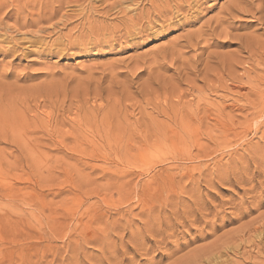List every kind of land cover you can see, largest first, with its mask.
Segmentation results:
<instances>
[{
    "label": "rangeland",
    "instance_id": "1",
    "mask_svg": "<svg viewBox=\"0 0 264 264\" xmlns=\"http://www.w3.org/2000/svg\"><path fill=\"white\" fill-rule=\"evenodd\" d=\"M77 1L78 2L74 4L62 5L60 8H58L56 4L58 8L56 9V16L52 18V20H49L54 26L52 25V28H50L51 26H48L51 25L49 21H46L47 23L44 21L42 22L43 24L40 23L42 24L41 27L43 30L46 27L44 31H48V34L44 32L40 33L42 30L39 32L35 31L37 30L36 26H28L23 30L22 28L18 29V25L16 26L14 21L20 23L21 19L19 17L27 19L28 16L24 15L23 18L22 14L19 15L14 11L15 7L13 5L9 4L10 7H8V5L4 7L2 11L0 10V127H4L5 124H10L11 121L13 123L15 121L14 124H16L17 121L18 123L23 122V124H26V122H33L34 120V125L30 123L26 125L27 127L29 126L28 129L25 128L24 125L22 126L23 128H21V125L19 126L18 124L19 128L16 127L15 129L17 132L15 133L14 131L16 135L23 133V137H25L22 140L26 141L25 144L24 142L21 144L22 140L21 142L20 140L14 141L11 138L12 136L9 135L10 133L3 134V132H0V264H30V262L32 264H87V262L89 264H96L97 262V264H105L107 262L106 259L111 256L112 259H108V262L110 261L109 264H154V262L155 264H178L179 261L181 262L183 255L185 256V258H183L185 261L182 260L184 263L179 264H192V261L193 264H199L197 263L199 259L202 263L205 262L210 264V261L218 262L216 258H219V261L222 263L264 264L262 262L264 260V174H262L264 171V110L259 111V107H257V100H260L259 96L264 98V80L257 81L260 77L264 78V56H259L260 60L263 57V60L258 62L259 64H255V60L251 58V62H254L248 67L244 65V68L248 69L246 70L248 72L247 75L251 76L249 79L251 78L250 83L252 85L245 82V76L242 77V81L240 80L242 84H240L241 82H236V84L240 85H237L239 89L238 87H233V84H227L228 87L224 86V84L228 83L225 82L226 76L224 77V84L222 82L218 83L217 89L209 88V85H212L213 81H208V74L221 73L223 76L229 74L227 69L228 66L226 64L222 65L223 63L220 62L222 59L220 55L228 56V52L231 51L235 52L233 53L234 55H238L242 52L243 49L239 53L240 48L238 47V40L234 38L236 41H232V33L237 34L236 32H238L243 34L246 30L244 26L251 25L252 28L253 26L258 28L256 30L250 27L253 31L251 34L255 35V32H257L256 39H260L261 37L264 38V24L261 23L263 21V12L260 13L256 11L258 10L256 3L261 2V0H257V2L256 0H252L248 5H240L241 7H247L253 12V17L250 15H248V17L247 15L243 16L237 14L235 15L236 17L234 16L235 18H227V20L230 21H228V23H234V26L238 28L232 30V36L226 37L222 34L220 36L217 35L218 33H222L218 32L221 26H218L217 22L221 15L219 13L221 6H224L228 0L198 1V3L187 12L185 18L179 15L172 19L171 22H166V26L162 27L156 22L153 24L151 23L149 24L150 29H146L144 32L140 33H136V31L128 32L129 30L126 28L128 21L125 22L126 17L124 19L123 14L118 13L117 8L119 6L113 7L114 5H112L118 0ZM262 2V4L259 3L258 5H263L264 0ZM90 3L92 4L90 5ZM85 4H88V6H85ZM122 4L125 5V3ZM143 4L144 2H142L141 5L140 2H138L136 5L131 6L135 8L137 6L141 7ZM251 4H253L252 6L254 7H252ZM124 5H122V7H125ZM89 6L91 7L89 8ZM129 8L132 9L131 7ZM8 11H10V13L5 18V13ZM15 13L19 16L15 15ZM128 13H130V11ZM188 14L193 16L191 17ZM16 16L18 18H16ZM257 16L260 17L259 21L257 20V18H259ZM79 18L81 20H79ZM90 19L92 20L91 22ZM228 23L224 22L223 25H228ZM82 24H84V26H82ZM3 25L4 27H2ZM72 25L74 28H72ZM76 25L78 28L75 27ZM115 27L117 31L119 30L118 33L114 30ZM100 28L105 30V33H101L102 36L99 32L103 30ZM50 29H54V31ZM96 29L102 31H94ZM63 32L65 35L67 34L68 37L67 35L65 36ZM109 32L115 35H110V38ZM31 33L33 37L30 36ZM78 34L79 36L81 35L80 38ZM97 34H99L98 37L96 36ZM20 39L22 41H20ZM37 39L40 40L37 42ZM104 39L107 41H102ZM50 41L53 46L50 44ZM188 41L195 45L187 46ZM196 42L198 43L196 44ZM94 43L95 45H93ZM49 44L50 46H48ZM237 49L238 51L236 52ZM54 50H57L56 52L59 54ZM253 51H255L254 53L257 55L256 49ZM216 53L217 55H215ZM230 54L233 55L232 53H229V55ZM210 55L214 59L211 58L206 61V56L208 57ZM242 55H245V53L242 52ZM169 59L171 63H169ZM217 59L219 60L218 62ZM189 63L192 64L190 65ZM180 64H185V66H181ZM207 64L209 66H207ZM218 65H221L219 69ZM191 67H193V70ZM152 70L155 72L153 73ZM236 70V74L241 76L243 69L238 67ZM198 71H200V73ZM203 72H206L205 74L207 75ZM178 73L179 75L177 76ZM109 78L112 80L108 81ZM113 83L115 84L113 85ZM213 85L215 86V83ZM225 87H227V89H224ZM121 88H123V90ZM241 92L243 94H241ZM255 93L258 95H255ZM180 94L181 97L178 98ZM48 101H50L51 104ZM176 101L180 102L176 103ZM187 101H191V104H188ZM243 101L247 104L245 105ZM171 102L173 103L170 104ZM181 102L188 104V106L185 104L187 106H185L186 110H184L185 107H183L184 105ZM166 104L168 106H166ZM171 105H175L176 108ZM243 106L246 107L244 108ZM161 107H164L165 111L162 110ZM191 107L195 109H191ZM177 111L179 114H177ZM202 111L206 112L202 113ZM181 112L188 113L183 114ZM191 113H193L192 116ZM196 115L198 117H196ZM179 118H182L184 122L190 124L193 130H197L195 131L197 134L193 131L194 136L197 138L196 140L198 143H201L203 147L206 146V151H209V155L206 156V159L205 157H200L196 160H190L187 155H185L184 146L190 147L192 145L190 142H192L193 138H189L188 133L181 130ZM107 120H109V122ZM86 121L89 123L87 124ZM3 122L7 123L4 124ZM53 122H55V125ZM96 124H99V127H96ZM100 124H102L101 127ZM213 124L218 125L214 127ZM242 127H244V129H242ZM253 127H255V129ZM168 130L171 131L169 132ZM35 131L38 132L36 133ZM117 131L118 133H116ZM233 131L237 133H233ZM194 136L192 135V137ZM74 138L76 141H73ZM177 139L180 142H177ZM28 140L30 142H28ZM126 142H128L129 145H127L128 143ZM171 142H176V144L172 146L167 145L171 144ZM194 151L193 153L196 152ZM262 159L263 161H260ZM212 162H215V165ZM244 163L246 165H244ZM230 165L233 168H231ZM194 166L199 167L200 171L204 169L205 174L209 171L215 173L197 177L199 174L198 168ZM243 168H245V173L242 170ZM260 168H262L263 171L260 170ZM79 169L83 174H77L80 172ZM188 170L190 171L188 172ZM233 170L235 172H233ZM257 171L258 174L256 173ZM260 171L262 172L260 173ZM184 172L185 174L193 172V176H184L182 175ZM218 173L220 175L217 176L216 174ZM224 173L227 175V178L229 175L230 179H226V177L222 175ZM243 176H247V178ZM210 178H212V180ZM219 180H226L227 182L223 183ZM192 181H195L193 182L194 184ZM245 181L246 183H243ZM247 182L250 183V185H248ZM228 185L230 187H228ZM194 186L198 187L195 189ZM246 187L248 190L245 189ZM251 187L253 192L250 189ZM260 188L263 190H260ZM125 190L127 194L129 193L128 197L131 196L126 203L122 201V196L127 195ZM136 192L137 195L135 194ZM260 192H262L263 195H261ZM257 193V198H255V194ZM251 198L255 200H251ZM166 200L170 201L167 202ZM193 200L197 201V205H195L196 203ZM256 200H260L261 203L259 201L256 202ZM240 201H242L243 204L242 202L240 203ZM250 201H254L256 205L254 202L251 204ZM165 202L167 205L170 204L167 206L169 210L167 207H162ZM237 202L240 203L241 207ZM258 204L259 207L257 206ZM232 205L233 207L239 206L237 208L238 210L232 208ZM245 205L247 206L245 207ZM148 206H152L153 209L151 212H148ZM161 208L163 210H160ZM188 209L190 210L189 215H193V213L196 212V221L193 222L191 220L192 218L186 214V211H189ZM172 210L174 212L178 211L180 216H184L185 220L188 221L185 222L183 227L179 223L180 221H184V219L182 217L175 219V213L172 212ZM239 211L241 212V214H239L240 217L238 215ZM127 213L131 214L128 215ZM155 214H157V217ZM236 214L237 216H234ZM152 215L156 217L157 222H161L159 226L157 224L154 226V224L151 223L152 227L160 229L163 226V228L160 229L161 231L154 235H151L149 231L147 233V229L142 230L145 227L142 226L144 225L143 223H145V219L149 216L153 217ZM185 215L188 216L187 219ZM200 215L202 217H200ZM254 215L256 217H254ZM257 216L262 217L258 218ZM162 217H165L167 220L169 218L168 222L166 223L167 220L164 219L166 220L164 221ZM139 219L140 221H138ZM171 221L179 225H174ZM169 222L171 225H168ZM242 226L245 229L247 228V233ZM239 227H242L241 229L245 231H242ZM104 228L106 231H104ZM113 228H116V230ZM249 229L251 232H254L251 233ZM240 230L242 232H240ZM83 231L86 233L85 235H89L95 239L90 240L88 244L83 238L84 235L82 236V234H84ZM104 232L106 235L103 234ZM94 233H96V237H93ZM165 233L168 237H166L167 239L162 237ZM236 233H238L237 240L235 237L237 236ZM248 234L250 236H248ZM258 235L260 237L259 239ZM160 237H162L163 240H160ZM242 237H244V240H242ZM249 237L252 239L250 238L249 240ZM222 238L224 239L220 240ZM245 238L247 239L246 241H250V243H245ZM96 239L98 243L95 242ZM212 239L214 241L211 242ZM218 239L220 242L216 241ZM100 240L101 242H99ZM163 241L164 243H162ZM109 242L112 243L110 244ZM235 242L237 243L236 246H234ZM251 242L255 243L254 247ZM71 243L74 244V246ZM230 243H232L233 246H229ZM107 245L110 250L107 248ZM256 245H258V247ZM98 246L100 247L98 248ZM142 246L144 249H142ZM196 246L200 247L196 248ZM204 246L208 249L206 247L204 249ZM239 246L241 248H239ZM232 247L234 249L233 251H235V253H233L234 255L232 254ZM243 247L244 250H242ZM200 248L205 251L198 253ZM211 248L213 250L216 249L214 250L215 252L212 251ZM220 248H223L222 251H224V254L218 251ZM28 249H32V253L28 251ZM34 250L35 252H33ZM38 250H41V252ZM206 250L208 251L206 252ZM28 252H30V257L26 256ZM108 252L113 255L107 254ZM187 252L188 254H186ZM242 252L243 254L241 255ZM216 253H219L220 257L219 254ZM225 253H229V256ZM189 254L192 255L190 258H188ZM205 254H207V256L209 254V257L206 258L205 256V258H203ZM199 256H201V258ZM221 256H225L226 259H221ZM243 256H246V258H243ZM193 257L198 259L196 260ZM29 259L31 261L28 262ZM214 262H211V264ZM218 264L220 263L218 262Z\"/></svg>",
    "mask_w": 264,
    "mask_h": 264
},
{
    "label": "bare ground",
    "instance_id": "2",
    "mask_svg": "<svg viewBox=\"0 0 264 264\" xmlns=\"http://www.w3.org/2000/svg\"><path fill=\"white\" fill-rule=\"evenodd\" d=\"M96 1V0H95ZM198 1H201V0H118V1H115L112 5H114L113 7H116V6H119L118 8H117V11H118V13H121V14H123V16H124V19H125V17H126V20H125V22L126 21H128L127 23H128V25H127V29L129 30L128 32L130 33V31L132 32H135L136 31V33H140V32H144L146 29H150V26H149V24H153V23H157V24H160V27H162V26H166V22L168 23L169 21L171 22V20L172 19H174V18H176L177 16H179V15H181L182 17H186V15H187V12L189 11V10H191L192 8H193V6H195L197 3H198ZM250 1H252V0H228L227 1V3L224 5V6H221V9H220V11H219V13L221 14L220 16H219V18H218V26H221V29H220V31H218V32H222V33H218L217 35L218 36H220L221 34L223 35V36H232V34H233V36H232V41H236V40H238L237 42H238V47L240 48L239 50V53L241 52V50H242V52L243 53H245V55H242V52L240 53V54H238V55H234L233 53H235V52H228V56H222V55H220V57H222V59L220 60V62L221 63H223L222 65H224V64H226L228 67H227V69H228V71H229V74L228 75H222L221 73H214V74H208V81H213L212 82V85H209L210 87L209 88H216L217 89V87H218V83H223V81H224V77L226 76L227 78H226V80H225V82H228V83H226V84H224V86H227V84H233V87H238V86H240V85H238V84H236V82L237 83H239V82H241L242 81V77H244V78H246V80H245V82L246 83H248L249 85H252L251 83H250V79H249V77H251V76H249V75H247V71L246 70H248V69H245L244 68V65H245V67H248L249 65H251V63L252 62H254V61H252L251 62V58H253L254 60H255V64H259L258 62H261V60H263V57H262V59L260 60L259 59V56H264V38L263 37H261V38H263V39H256V34H257V32H255V35L254 34H251V32L253 33V31L251 30V29H253V28H255V26H253V28L251 27V25L250 26H248V25H245L244 26V29H246L245 30V32L243 33V34H240V33H238V32H236L237 34H235V33H232V30H234V29H237L238 27H236V26H234V23H228V21L229 20H227V18H235L236 16L235 15H237V14H241V15H243V16H245V15H250L251 17H253V15H254V13L253 12H251L247 7H241L240 5L241 4H244V5H248L249 3H251ZM259 1V0H258ZM263 0H261V2H262ZM78 1L77 0H0V10L2 11V9L4 8V7H7L9 4H11V5H13L14 7H15V9H14V11L15 12H17L19 15H23V18H24V15H26V16H28V18L27 19H22L21 17H19L20 19H21V21H20V23H16L15 21H14V24H16V26L18 25V29H21L22 28V30L24 29V28H26V27H28V26H33V27H35L36 26V29L37 30H35V31H37V32H39L40 30H42L40 33H42V32H44L45 34H48V31H44L45 29H46V27L44 28V30L42 29V27H41V25L43 24L42 22H44L45 21V23H47L46 21H49V20H52V18H55V16H56V9H58V8H60L62 5H65V4H74V3H77ZM138 2H140V5H141V3L142 2H144V4H143V6H141V7H133L132 8V6L131 5H136ZM256 2H257V0H256ZM261 2H259V3H261ZM86 3V2H85ZM122 3H125V5L124 4H122ZM202 3V2H201ZM258 2L255 4L256 6H257V9L258 10H256V11H258V12H260V13H262L263 12V14H262V16H263V21L261 22V23H263L264 24V4L263 5H258L259 4ZM263 3V2H262ZM261 3V4H262ZM56 4H57V6H58V8H57V6H56ZM92 3H90V5H91ZM88 6V4H85V6ZM122 5H124L125 7H122ZM253 4H251V6H252ZM84 6V7H85ZM250 6V7H251ZM255 6V7H256ZM8 7H10V5L8 6ZM71 7V6H70ZM91 6H89V8H90ZM129 7H131L132 9H130ZM209 7V6H208ZM252 7H254V6H252ZM78 9V8H77ZM129 9V10H128ZM196 9V8H195ZM68 10V9H67ZM84 10H86V9H84ZM90 10V9H89ZM206 10V9H205ZM94 11V10H93ZM130 11V13H128ZM3 13H5V12H3ZM9 13H10V11H8L7 13H5V18L9 15ZM14 13V12H13ZM17 13H15V15H18ZM81 13V12H80ZM83 13V12H82ZM91 13V12H90ZM200 13V12H199ZM78 14V13H77ZM76 14V15H77ZM88 14V13H87ZM256 14V13H255ZM1 15V14H0ZM13 15V14H12ZM18 15V16H19ZM79 15V14H78ZM83 15V14H82ZM188 15H190V14H188ZM84 16H85V14H84ZM191 16V15H190ZM193 16V15H192ZM191 16V17H192ZM218 16V15H217ZM235 16V17H234ZM1 17V16H0ZM188 17V16H187ZM197 17V16H196ZM249 17V16H248ZM257 17H259V16H257ZM256 17V18H257ZM16 18H18L17 16H16ZM26 18V17H25ZM74 18V17H73ZM110 18V17H109ZM123 18V17H122ZM189 18V17H188ZM15 19V18H14ZM76 19V18H75ZM83 19V18H82ZM119 19V18H118ZM255 19V18H254ZM253 19V20H254ZM259 19H260V17L259 18H257V20L259 21ZM16 20V19H15ZM19 20V19H18ZM62 20V19H61ZM79 20H81L80 18H79ZM86 20V19H85ZM120 20V19H119ZM186 20V19H185ZM17 21V20H16ZM54 21V20H53ZM52 21V22H53ZM92 20L90 19V22H91ZM175 21V20H174ZM189 21V20H188ZM249 21H251V20H249ZM18 22V21H17ZM80 22V21H79ZM224 22L226 23H228V25H223L224 24ZM230 22V21H229ZM253 22V21H252ZM40 23H42V24H40ZM44 23V24H45ZM49 23L51 24V22L49 21ZM78 23V22H77ZM120 23V22H119ZM165 23V24H164ZM256 23H257V21H256ZM6 24V23H5ZM85 24H86V22H85ZM90 24V23H89ZM114 24V23H113ZM116 24V23H115ZM121 24H123V23H121ZM164 24V25H163ZM170 24V23H169ZM52 25L53 24H51V25H48V26H51L50 28H52ZM65 25V24H64ZM63 25V26H64ZM93 25V24H92ZM118 25V24H117ZM256 25V24H255ZM54 26V25H53ZM73 26V25H72ZM82 26H84V24H82ZM108 26V25H107ZM114 26V25H113ZM119 26V25H118ZM122 26V25H121ZM124 26H125V24H124ZM155 26V25H154ZM159 26V25H158ZM167 26H168V24H167ZM257 26V25H256ZM259 26V25H258ZM2 27H4V25L2 26ZM75 27H77V25L75 26ZM153 27V26H152ZM250 27H251V29H250ZM7 28V27H6ZM12 28V27H11ZM49 28V27H48ZM54 28V27H53ZM56 28V27H55ZM72 28H74V26L72 27ZM71 28V29H72ZM78 28V27H77ZM85 28V27H84ZM99 28V27H98ZM123 28V27H122ZM159 28V27H158ZM220 28V27H219ZM219 28H218V30H219ZM264 28V27H263ZM3 29V28H2ZM28 29V28H27ZM90 29V28H89ZM88 29V30H89ZM100 29H102V28H100ZM100 29H98V30H100ZM108 29V28H107ZM106 29V30H107ZM111 29V28H110ZM114 29V28H113ZM112 29V30H113ZM117 28L115 27V31H117L116 30ZM121 29V28H120ZM124 29V28H123ZM250 29V30H249ZM256 30L258 29L257 27L255 28ZM51 30V29H50ZM53 31H54V29H52ZM51 30V31H52ZM82 30V29H81ZM97 29L96 30H94V31H98ZM103 30V31H102ZM102 30H100V31H102V32H99L100 34L101 33H103L105 30L104 29H102ZM162 30V29H161ZM79 31V30H78ZM119 31V30H118ZM118 31H117V33H118ZM156 31V30H155ZM154 31V32H155ZM210 31V30H209ZM4 32V31H3ZM28 32H29V30H28ZM33 32V31H32ZM76 32H77V30H76ZM121 32L123 33V31L121 30ZM120 32V33H121ZM202 32H203V30H202ZM39 33V34H40ZM58 33V32H57ZM67 33V32H66ZM79 33V32H78ZM90 34H92L91 32H89ZM98 33V32H97ZM105 33V32H104ZM110 33V32H109ZM150 33V32H149ZM153 33V32H152ZM164 33V32H163ZM215 33V32H214ZM232 33V34H231ZM242 33V32H241ZM38 34V33H37ZM49 34H50V32H49ZM62 34V33H61ZM63 34H64V32H63ZM76 34V33H75ZM94 34V33H93ZM114 34V33H113ZM113 34H109V37L111 38V36L110 35H113ZM23 35V34H22ZM41 35V34H40ZM65 35V34H64ZM67 35V34H66ZM65 35V36H66ZM89 35V34H88ZM98 35L99 34H97L96 36L98 37ZM115 35V34H114ZM113 35V36H114ZM214 35V34H213ZM28 36V35H27ZM30 36H32V33H31V35ZM43 36V35H42ZM45 36V35H44ZM47 36V35H46ZM81 36V35H80ZM80 36H79V34H78V37L80 38ZM101 36H102V34H101ZM131 36V35H130ZM154 36V35H153ZM192 36V35H191ZM33 37V36H32ZM67 37H68V35H67ZM75 37H77V36H75ZM85 37V36H84ZM88 37V36H87ZM86 37V38H87ZM118 37H120V36H118ZM125 37V36H124ZM137 37V36H136ZM201 37V36H200ZM205 37V36H204ZM38 38V37H37ZM59 38V37H58ZM57 38V39H58ZM100 38V37H99ZM107 38V37H106ZM129 38V37H128ZM214 38V37H213ZM234 38L236 39V40H234ZM53 39V38H52ZM67 39V38H66ZM78 39V38H77ZM81 39H82V37H81ZM83 39H85V38H83ZM96 39V38H95ZM113 39V38H112ZM111 39V40H112ZM209 39V38H208ZM13 40V39H12ZM22 40H23V38H22ZM21 39H20V41H22ZM34 40V39H33ZM38 40H40V39H37V42H38ZM44 40V39H43ZM80 40V39H79ZM86 40V39H85ZM93 40V39H92ZM106 39H104V40H102V41H105ZM5 41H7V40H5ZM4 41V42H5ZM25 41V40H24ZM58 41V40H57ZM70 41H71V39H70ZM73 41V40H72ZM83 41V40H82ZM107 41V40H106ZM120 41V40H119ZM8 42V41H7ZM40 42V41H39ZM51 42V41H50ZM56 42V41H55ZM59 42V41H58ZM231 42V41H230ZM236 42V43H237ZM24 43V42H23ZM29 43V42H28ZM71 43V42H70ZM106 43H108V42H106ZM198 42H196V44H197ZM253 43V44H252ZM9 44V43H8ZM36 44V43H35ZM45 44V43H44ZM50 44H52V42L50 43ZM50 44L48 45V46H50ZM66 44V43H65ZM75 44H76V41H75ZM78 44V43H77ZM82 44V43H81ZM83 44H84V42H83ZM117 44V43H116ZM132 44H134V43H132ZM6 45V44H5ZM64 45V44H63ZM70 45V44H69ZM92 45V44H91ZM93 45H95V43L93 44ZM100 45V44H99ZM119 45V44H118ZM129 45V44H128ZM193 45H195V44H192L190 41H188L187 42V46H193ZM12 46V45H11ZM25 46H27V45H25ZM40 46V45H39ZM38 46V47H39ZM52 46H53V44H52ZM79 46V45H78ZM81 46V45H80ZM198 46H199V44H198ZM237 46V45H236ZM236 46H235V49H236ZM20 47V46H19ZM42 47H44V46H42ZM64 47V46H63ZM62 47V48H63ZM69 47V46H68ZM71 47V46H70ZM76 47V46H75ZM85 47V46H84ZM54 48V47H53ZM72 48V47H71ZM90 48V47H89ZM99 48V47H98ZM196 48V47H195ZM8 49V48H7ZM70 49V48H69ZM84 49V48H83ZM88 49V48H87ZM203 49V48H202ZM232 49V48H231ZM235 49H232V50H235ZM254 49H256V53H257V55L254 53L255 51H253ZM3 50V49H2ZM18 50V49H17ZM57 50H59V49H57ZM57 50H54L55 52L57 51ZM62 50V49H61ZM66 50V49H65ZM82 50V49H81ZM5 51V50H4ZM60 51V50H59ZM214 51V50H213ZM238 51V49L236 50V52ZM22 52H24V51H22ZM43 52V51H42ZM45 52V51H44ZM53 52V51H52ZM54 52V53H55ZM80 52V51H79ZM180 52V51H179ZM178 52V53H179ZM215 52V51H214ZM218 52H220V51H218ZM217 52V53H218ZM224 52V51H223ZM4 53V52H3ZM8 53V52H7ZM47 53V52H46ZM57 53V52H56ZM159 53V52H158ZM173 53H175V52H173ZM173 53H172V55H173ZM181 53V52H180ZM190 53V52H189ZM217 53L215 54V55H217ZM225 53V52H224ZM223 53V54H224ZM229 53H232L233 55H229ZM43 54V53H42ZM57 54H59V53H57ZM155 54V53H154ZM177 54V53H176ZM199 54V53H198ZM212 54V53H211ZM9 55H10V53H9ZM12 55V54H11ZM26 55V54H25ZM44 55V54H43ZM157 55V54H156ZM207 55V54H206ZM176 56V55H175ZM192 56V55H191ZM200 56V55H199ZM219 56V55H218ZM161 57V56H160ZM220 57H217V58H220ZM144 58V57H143ZM142 58V59H143ZM151 58H153V57H151ZM162 58H164V57H162ZM214 59L213 57H211V55L210 56H206V61H207V59ZM261 58V57H260ZM198 59V58H197ZM203 59V58H202ZM158 60V59H157ZM194 60H196V59H194ZM142 61V60H141ZM140 61V62H141ZM174 61V60H173ZM181 61V60H180ZM184 61V60H183ZM182 61V62H183ZM189 61V60H188ZM187 61V62H188ZM199 61V60H198ZM197 61V62H198ZM211 61H216V60H211ZM219 60L217 59V62H218ZM147 62V61H146ZM190 62V61H189ZM209 62V61H208ZM207 62V63H208ZM216 62V63H217ZM151 63V62H150ZM169 63H171L170 62V59H169ZM210 63V62H209ZM143 64V63H142ZM147 64V63H146ZM153 64V63H152ZM157 64V63H156ZM190 64V63H189ZM192 64V63H191ZM190 64V65H191ZM214 64V63H213ZM218 64V63H217ZM216 64V65H217ZM264 64V63H263ZM151 65V64H150ZM155 65V64H154ZM181 66L183 65V66H185V64H180ZM211 65H212V63H211ZM138 66H141V65H138ZM146 66V65H145ZM149 66V65H148ZM158 66V65H157ZM186 66H188V65H186ZM195 66V65H194ZM193 66V67H194ZM207 66H209L208 64H207ZM219 66H221V65H218V69H219ZM137 67V66H136ZM154 67H156V66H154ZM193 67H191L192 68V70H193ZM242 68L243 69V73H242V75L240 76V75H237L236 74V72H237V68ZM149 68V67H148ZM190 68V69H191ZM205 68V67H204ZM216 68H217V66H216ZM221 68V67H220ZM252 68V67H251ZM152 69V68H151ZM169 69V68H168ZM177 69H178V67H177ZM189 69V70H190ZM197 69V68H196ZM195 69V70H196ZM207 69V68H206ZM222 69V68H221ZM252 70V69H251ZM4 71V70H3ZM131 71V70H130ZM144 71V70H143ZM151 71V70H150ZM153 71V73L155 72L154 70H152ZM166 71V70H165ZM175 71V70H174ZM197 71V70H196ZM201 71V70H200ZM200 71H198L199 73H200ZM205 71V70H204ZM207 71V70H206ZM252 71H254V70H252ZM257 71V70H256ZM255 71V72H256ZM5 72V71H4ZM195 72V71H194ZM193 72V73H194ZM220 72V71H219ZM221 72H222V70H221ZM133 73V72H132ZM191 73H192V71H191ZM196 73V72H195ZM204 73V72H203ZM206 73V72H205ZM204 73V74H205ZM210 73V72H209ZM259 73V72H258ZM151 74V73H150ZM159 74V73H158ZM223 74H224V72H223ZM257 74V73H256ZM117 75V74H116ZM179 75V73L177 74V76ZM194 75H196V74H194ZM205 75H207V74H205ZM229 75H232V76H229ZM114 76V75H113ZM154 76H155V74H154ZM156 76H158V75H156ZM203 76V75H202ZM115 77V76H114ZM122 77V76H121ZM152 77V76H151ZM260 77V76H259ZM258 77V78H259ZM146 78V77H145ZM116 79V78H115ZM130 79V78H129ZM180 79V78H179ZM196 79V78H195ZM200 79V78H199ZM254 79V78H253ZM112 80V79H111ZM110 80V78H109V80L108 81H111ZM144 80V79H143ZM241 80V81H240ZM264 80V78L263 77H260L259 79H257V81H263ZM1 81V80H0ZM142 81V80H141ZM177 81V80H176ZM201 81H203V80H201ZM253 81V80H252ZM132 82V81H131ZM2 83L4 84V82H3V80H2ZM6 83V82H5ZM111 83V82H110ZM109 83V84H110ZM119 83H120V80H119ZM125 83V82H124ZM176 83V82H175ZM215 83V86L213 85ZM0 84H1V82H0ZM115 83H113V85H114ZM133 84H135V83H133ZM240 84H242V82L240 83ZM257 84H258V82H257ZM204 85V84H203ZM238 85V86H237ZM256 85V84H255ZM100 86V85H99ZM119 86V85H118ZM126 86V85H125ZM97 87V86H96ZM107 87V86H106ZM185 87V86H184ZM191 87H193V86H191ZM228 87V86H227ZM227 87H225L224 89H227ZM244 87V86H243ZM119 88V87H118ZM179 88V87H178ZM230 88V87H229ZM122 90H123V88H121ZM125 89V88H124ZM199 89H200V87H199ZM238 89H239V87H238ZM260 89V88H259ZM97 90V89H96ZM181 90V89H180ZM183 90V89H182ZM196 90H198V89H196ZM211 90V89H210ZM215 90V89H214ZM230 90H232V89H230ZM253 90V89H252ZM261 90V89H260ZM108 91V90H107ZM111 91V90H110ZM120 91V90H119ZM126 91V90H125ZM125 91H123V92H125ZM219 91V90H218ZM224 91V90H223ZM239 91V90H238ZM251 91V90H250ZM99 92V91H98ZM127 92V91H126ZM165 92H167V91H165ZM180 92V91H179ZM252 92V91H251ZM255 92V91H254ZM129 93H131V92H129ZM157 93V92H156ZM161 93V92H160ZM163 93V92H162ZM171 93V92H170ZM190 93V92H189ZM246 93V92H245ZM38 94V93H37ZM114 94H116V93H114ZM165 94V93H164ZM241 94H243L242 92H241ZM240 94V95H241ZM248 94V93H247ZM36 95V94H35ZM112 95V94H111ZM162 95V94H161ZM170 95V94H169ZM187 95V94H186ZM239 95V94H238ZM255 95H258V94H256L255 93ZM263 95V94H262ZM40 96V95H39ZM114 96V95H113ZM140 96V95H139ZM159 96V95H158ZM171 96V95H170ZM205 96V95H204ZM212 96V95H211ZM222 96V95H221ZM248 96V95H247ZM45 97V96H44ZM138 97V96H137ZM148 97V96H147ZM162 97V96H161ZM181 97V94L180 95H178V98H180ZM195 97V96H194ZM129 98V97H128ZM153 98V97H152ZM168 98V97H167ZM190 98V97H189ZM209 98V97H208ZM239 98V97H238ZM256 98H258V97H256ZM259 98H260V100L258 101L257 100V103H258V106L257 107H259V111H263L264 110V98L262 97V96H259ZM263 98V99H262ZM30 99V98H29ZM44 99V98H43ZM173 99H175V98H173ZM185 99V98H184ZM243 99V98H242ZM249 99V98H248ZM32 100V99H31ZM40 100V99H39ZM50 100V99H49ZM137 100V99H136ZM143 100V99H142ZM150 100V99H149ZM152 100V99H151ZM166 100V99H165ZM178 100V99H177ZM187 100V99H186ZM192 100V99H191ZM33 101V100H32ZM54 101H56V100H54ZM131 101V100H130ZM153 101V100H152ZM151 101V102H152ZM170 101V100H169ZM226 101V100H225ZM238 101V100H237ZM241 101V100H240ZM49 103H50V101H48ZM175 102V101H174ZM180 101H176V103H179ZM188 102V101H187ZM191 102V101H190ZM190 102H188V104H191ZM209 102V101H208ZM244 103H245V105L247 104L245 101H243ZM249 102V101H248ZM28 103H29V101H28ZM27 103V104H28ZM37 103V102H36ZM56 103V102H55ZM140 103V102H139ZM153 103V102H152ZM156 103V102H155ZM173 102H171L170 104H172ZM181 103H183V107H185L186 105L185 104H187V103H185L184 104V102H181ZM194 103V102H193ZM225 103V102H224ZM48 104V103H47ZM51 104V103H50ZM148 104V103H147ZM188 104H187V106H188ZM150 105V104H149ZM163 105V104H162ZM228 105V104H227ZM244 105V104H243ZM60 106V105H59ZM71 106V105H70ZM78 106V105H77ZM77 106H76V108H77ZM151 106V105H150ZM166 106H168L167 104H166ZM165 106V107H166ZM171 106H174L175 107V105H171ZM170 106V107H171ZM179 106V105H178ZM186 106V107H187ZM200 106V105H199ZM204 106H206V105H204ZM239 106V105H238ZM237 106V107H238ZM21 107V106H20ZM38 107V106H37ZM46 107H47V105H46ZM51 107V106H50ZM67 107V106H66ZM69 107V106H68ZM79 107V106H78ZM186 107L184 108V110H186ZM209 107V106H208ZM244 107V106H243ZM246 107V106H245ZM244 107V108H245ZM252 107V106H251ZM7 108V107H6ZM41 108V107H40ZM80 108V107H79ZM83 108V107H82ZM91 108V107H90ZM98 108V107H97ZM166 108H168V107H166ZM176 108V107H175ZM182 108V107H181ZM195 109L194 107H191V109ZM199 108V107H198ZM255 108H256V106H255ZM29 109H31V108H29ZM55 109V108H54ZM53 109V110H54ZM66 109V108H65ZM86 109V108H85ZM84 109V110H85ZM94 109V108H93ZM103 109V108H102ZM101 109V110H102ZM161 109L162 110H164V107H161ZM177 109H180V108H177ZM183 109V108H182ZM191 109H190V112H191ZM24 110V109H23ZM39 110V109H38ZM37 110V111H38ZM45 110V109H44ZM51 110V109H50ZM49 110V111H50ZM79 110V109H78ZM87 110V109H86ZM107 110V109H106ZM176 110V109H175ZM240 110V109H239ZM90 111V110H89ZM92 111V110H91ZM108 111V110H107ZM106 111V112H107ZM165 111V110H164ZM195 111V110H194ZM231 111H232V109H231ZM32 112V111H31ZM80 112V111H79ZM78 112V113H79ZM95 112V111H94ZM105 112V113H106ZM183 112H185V111H183ZM183 112H181V113H183ZM196 112V111H195ZM194 112V113H195ZM205 113L206 111H202V113ZM226 112V111H225ZM42 113V112H41ZM87 113V112H86ZM85 113V114H86ZM104 113V114H105ZM169 113V112H168ZM188 113V112H187ZM187 113H183V114H187ZM217 113V112H216ZM261 113V112H260ZM260 113H258V114H260ZM263 113V112H262ZM26 114V113H25ZM30 114V113H29ZM31 114H33V113H31ZM38 114H39V112H38ZM96 114V113H95ZM162 114V113H161ZM177 114H179V112L177 111ZM192 114L193 113H191V116H192ZM198 114V113H197ZM210 114V113H209ZM235 114V113H234ZM253 114V113H252ZM189 115V114H188ZM208 115V114H207ZM229 115V114H228ZM244 115V114H243ZM246 115V114H245ZM38 116V115H37ZM76 116V115H75ZM81 116V115H80ZM94 116V115H93ZM170 116V115H169ZM173 116V115H172ZM178 116V115H177ZM216 116V115H215ZM225 116V115H224ZM237 116H238V114H237ZM78 117H79V115H78ZM110 117V116H109ZM134 117V116H133ZM141 117V116H140ZM179 117V116H178ZM196 117H198L197 115H196ZM231 117V116H230ZM33 118V117H32ZM37 118V117H36ZM46 118V117H45ZM44 118V119H45ZM76 118V117H75ZM82 118V117H81ZM100 118V117H99ZM101 118H103V117H101ZM106 118H108V117H106ZM117 118V117H116ZM184 118H185V115H184ZM190 118V117H189ZM195 118V117H194ZM203 118V117H202ZM234 118V117H233ZM33 119H35V118H33ZM90 119V118H89ZM115 119V118H114ZM172 119V118H171ZM196 119H198V118H196ZM212 119V118H211ZM241 119H243V118H241ZM105 120V119H104ZM109 120H110V118H109ZM109 120H107L108 122H109ZM120 120V119H119ZM201 120V119H200ZM206 120V119H205ZM254 120V119H253ZM54 121V120H53ZM65 121V120H64ZM78 121H79V119H78ZM145 121V120H144ZM171 121V120H170ZM186 121V120H185ZM213 121V120H212ZM247 121V120H246ZM259 121V120H258ZM8 122V121H7ZM7 122H3L4 124L5 123H7ZM33 122H34V120H33ZM33 122H26V124L24 123L23 124V122H21V123H18V121L16 122V124H14L15 123V121H14V123L11 121L10 122V124H5V128L3 127H0V130H2V131H0L1 133L3 132V134L5 133V134H7V133H10L9 135H11L12 137V139L15 141V140H20V142H21V140L25 137H23V133L22 134H20V136H22V137H20L19 136V134L18 135H16L15 133L17 132V130L15 131V129H16V127H18V124H19V126L21 127V128H23L22 126L24 125L25 126V128H27L28 129V127L26 126V125H28L29 123L30 124H32V125H34L33 124ZM62 122H63V120H62ZM87 122V121H86ZM100 122H101V119H100ZM103 122V121H102ZM115 122V121H114ZM176 122H177V120H176ZM191 122V121H190ZM214 122V121H213ZM216 122V121H215ZM232 122V121H231ZM11 123H13V124H11ZM52 123V122H51ZM54 123V125H55V122H53ZM76 123H77V120H76ZM85 123V122H84ZM89 122H87V124H88ZM104 123V122H103ZM112 123V122H111ZM217 123H218V121H217ZM236 123V122H235ZM39 124V123H38ZM50 124V123H49ZM73 124V123H72ZM83 124V123H82ZM86 124V123H85ZM174 124V123H173ZM192 124V123H191ZM198 124V123H197ZM60 125V124H59ZM111 125V124H110ZM115 125V124H114ZM133 125V124H132ZM144 125V124H143ZM179 125H180V127L182 128H180L183 132L185 131L186 133H188V136H189V138H193L192 139V142H190L192 145L190 146V147H186V146H184V152H185V155H187V157H188V159H190V160H196L197 158L199 159L200 157H205V159H206V156H208L209 155V151H206V146H204L203 147V145L201 144V143H198V141L196 140L197 138L194 136V132L195 131H197V130H193V127L190 125V124H188V123H186V122H184V120L182 119V118H179ZM216 125H218V124H216ZM216 125H214L213 124V126L215 127ZM46 126V125H45ZM50 126V125H49ZM84 126V125H83ZM87 126V125H86ZM95 126V125H94ZM102 126V124H100V127ZM148 126V125H147ZM7 127V128H6ZM39 127V126H38ZM96 127H99V124H96ZM127 127V126H126ZM228 127V126H227ZM260 127V126H259ZM19 128V127H18ZM17 128V129H18ZM33 128H35V127H33ZM41 128V127H40ZM39 128V129H40ZM92 128V127H91ZM105 128V127H104ZM139 128V127H138ZM230 128V127H229ZM249 128V127H248ZM254 129H255V127H253ZM32 129V128H31ZM74 129V128H73ZM99 129V128H98ZM199 129H201V128H199ZM232 129V128H231ZM235 129H237V128H235ZM235 129H233V130H235ZM242 129H244V127H242ZM32 130H34V129H32ZM140 130V129H139ZM224 130H225V128H224ZM257 130H258V127H257ZM14 131H15V133H14ZM115 131V130H114ZM169 131V130H168ZM171 131V130H170ZM169 131V132H170ZM194 131V132H193ZM231 131V130H230ZM245 131H247V130H245ZM36 132V131H35ZM38 132V131H37ZM36 132V133H37ZM99 132V131H98ZM112 132V131H111ZM150 132V131H149ZM234 132H236V131H233V133ZM258 132V131H257ZM34 133V132H33ZM42 133V132H41ZM116 133H118V131L116 132ZM168 133V132H167ZM196 133V132H195ZM204 133V132H203ZM237 133V132H236ZM39 134V133H38ZM197 134V133H196ZM199 134V133H198ZM257 134V133H256ZM50 135V134H49ZM57 135V134H56ZM70 135V134H69ZM110 135V134H109ZM151 135V134H150ZM192 135L194 136V137H192ZM46 136V135H45ZM75 136V135H74ZM191 136V137H190ZM207 136V135H206ZM3 137V136H2ZM76 137V136H75ZM149 137V136H148ZM209 137V136H208ZM242 137V136H241ZM110 138V137H109ZM113 138V137H112ZM214 138H215V136H214ZM220 138V137H219ZM232 138H234V137H232ZM256 138V137H255ZM3 139V138H2ZM27 139V138H26ZM43 139V138H42ZM103 139V138H102ZM101 139V140H102ZM188 139V138H187ZM216 139V138H215ZM231 139V138H230ZM144 140V139H143ZM259 140V139H258ZM73 141H76V139L74 138V140ZM112 141V140H111ZM179 140L177 139V142H178ZM209 141V140H208ZM24 142V144L26 143V141L25 140H22V142H21V144ZM28 142H30L29 140H28ZM35 142H36V140H35ZM55 142V141H54ZM100 142V141H99ZM113 142V141H112ZM117 142V141H116ZM129 142V141H128ZM128 142H126V143H128ZM145 142V141H144ZM180 142V141H179ZM238 142V141H237ZM258 142V141H257ZM40 143V142H39ZM42 143V142H41ZM50 143V142H49ZM72 143V142H71ZM130 143V142H129ZM129 143L127 144V145H129ZM209 143V142H208ZM235 143V142H234ZM252 143V142H251ZM6 144V143H5ZM12 144H14V143H12ZM19 144V143H18ZM113 144V143H112ZM131 144V143H130ZM176 144V142L175 143H172L171 142V144H167V145H175ZM185 144V143H184ZM212 144V143H211ZM244 144H246V143H244ZM252 144H254V143H252ZM258 144H260V143H258ZM17 145V144H16ZM116 145V144H115ZM186 145V144H185ZM205 145V144H204ZM214 145V144H213ZM241 145V144H240ZM262 145V144H261ZM20 146V145H19ZM67 146V145H66ZM181 146V145H180ZM210 146V145H209ZM215 146V145H214ZM228 146H230V145H228ZM255 146V145H254ZM1 147V146H0ZM34 147V146H33ZM182 147V146H181ZM225 147H226V145H225ZM237 147V146H236ZM253 147V146H252ZM256 147V146H255ZM259 147V146H258ZM166 148V147H165ZM168 148H169V146H168ZM167 148V149H168ZM173 148V147H172ZM249 148V147H248ZM37 149V148H36ZM155 149H157V148H155ZM159 149V148H158ZM243 149V148H242ZM170 150H172V149H170ZM196 152H195V151ZM246 150V149H245ZM250 150H252V149H250ZM256 150V149H255ZM193 151L195 152V153H193ZM218 151V150H217ZM248 151V150H247ZM253 151V150H252ZM244 152V151H243ZM254 152V151H253ZM251 153V152H250ZM160 154V153H159ZM158 154V155H159ZM251 156V155H250ZM254 156H255V154H254ZM258 156H259V154H258ZM261 156V155H260ZM240 157V156H239ZM238 157V158H239ZM161 158V157H160ZM241 158H244V157H241ZM240 158V159H241ZM246 158H248V157H246ZM163 159H165V158H163ZM162 159V160H163ZM231 159H233V158H231ZM249 159V158H248ZM250 159H252V158H250ZM258 159V158H257ZM80 160V159H79ZM213 160V159H212ZM222 160V159H221ZM235 160V159H234ZM204 161V160H203ZM228 161H230V160H228ZM256 161V160H255ZM259 161V160H258ZM260 161H263V159L262 160H260ZM125 162V161H124ZM128 162V161H127ZM217 162H219V161H217ZM241 162V161H240ZM154 163V162H153ZM165 163V162H164ZM199 163V162H198ZM212 163H214V165H215V162H212ZM243 163V162H242ZM249 163V162H248ZM263 163H264V161H263ZM88 164V163H87ZM201 164V163H200ZM227 164V163H226ZM231 164V163H230ZM250 164V163H249ZM255 164H256V162H255ZM259 164V163H258ZM209 165V164H208ZM233 165V164H232ZM244 165H246L245 163H244ZM248 165V164H247ZM80 166V165H79ZM231 166V165H230ZM234 166V165H233ZM82 167V166H81ZM88 167V166H87ZM186 167V166H185ZM194 167H196V168H198L197 170H198V172H199V174H198V176L197 177H199L200 175L201 176H205V175H207V174H210V173H215V172H208L207 174H205V170L203 169L202 171H200L199 170V167H197V166H194ZM79 168V167H78ZM78 168H77V170H78ZM91 168V167H90ZM205 168V167H204ZM219 168V167H218ZM231 168H233L232 166H231ZM230 168V169H231ZM248 168V167H247ZM246 168V169H247ZM255 168V167H254ZM264 168V167H263ZM206 169V168H205ZM244 169L245 168H243L242 170H243V172H244ZM249 169V168H248ZM174 170V169H173ZM192 170H193V168H192ZM227 170V169H226ZM256 170V169H255ZM260 170H262V168H260ZM79 171H80V169H79ZM182 171H184V170H182ZM190 170H188V172H189ZM248 171V170H247ZM263 171V170H262ZM262 171H260V173L262 172ZM224 172V171H223ZM223 172H219V173H223ZM233 172H235L234 170H233ZM264 172V171H263ZM262 172V174H264ZM79 173H82L81 171L80 172H78L77 174H79ZM216 174L217 176L218 175H220V174ZM226 173V172H225ZM225 173L224 174H222V175H224V177H226L227 175H225ZM245 173V172H244ZM243 173V174H244ZM250 173V172H249ZM257 174H258V171L256 172ZM83 174V173H82ZM193 174V172L192 173H188V174H185V172H184V174H182V175H184V176H188V177H191V176H193L192 175ZM213 175V174H212ZM241 175V174H240ZM255 175V174H254ZM208 176H211V175H208ZM214 176V175H213ZM235 176V175H234ZM233 176V177H234ZM247 176H249V175H247ZM247 176H245L246 178H247ZM262 176V175H261ZM240 177V176H239ZM238 177V178H239ZM244 177V176H243ZM244 177V178H245ZM253 177H255V176H253ZM253 177H251V178H253ZM81 178V177H80ZM203 178V177H202ZM214 178V177H213ZM216 178V177H215ZM228 178L230 179V177H229V175H228ZM227 177H226V179H228ZM236 178V177H235ZM234 178V179H235ZM250 178V177H249ZM248 178V179H249ZM180 179H181V177H180ZM211 180H212V178H210ZM222 179V178H221ZM237 179V178H236ZM242 179V178H241ZM263 179H264V175H263ZM186 180V179H185ZM190 180V179H189ZM218 180V179H217ZM246 180V179H245ZM210 181V180H209ZM219 181H222V180H219ZM235 181V180H234ZM238 181V180H237ZM237 181H236V183H237ZM242 181V180H241ZM248 181V180H247ZM180 182V181H179ZM186 182V181H185ZM193 182H195V181H192V183ZM223 183L224 182H227L226 180L225 181H222ZM229 182H230V180H229ZM228 182V183H229ZM253 182V181H252ZM189 183V182H188ZM198 183V182H197ZM240 183V182H239ZM243 183H246V181L245 182H243ZM248 183V182H247ZM254 183V182H253ZM253 183H252V185H253ZM256 183V182H255ZM194 184V183H193ZM191 185V184H190ZM222 185V184H221ZM248 185H250V183H248ZM248 185H245V186H247V187H250V186H248ZM260 185H261V183H260ZM196 186V185H195ZM194 186V187H195ZM191 187V186H190ZM198 187V186H197ZM197 187H195V189L197 188ZM224 187V186H223ZM228 187H230L229 185H228ZM241 187H243V186H241ZM245 188V189H247L248 190V188ZM152 188V187H151ZM216 188V187H215ZM244 188V187H243ZM192 189V188H191ZM194 189V188H193ZM244 189V190H245ZM251 189V191L253 192V190H252V187L250 188ZM249 189V190H250ZM254 189V188H253ZM130 190V189H129ZM135 190V189H134ZM144 190V189H143ZM190 190V189H189ZM211 190V189H210ZM260 190H263V189H261L260 188ZM191 191V190H190ZM192 191H194V190H192ZM202 191V190H201ZM246 191V190H245ZM128 192V191H127ZM250 192V191H249ZM256 192H258V191H256ZM125 193H126V190H125ZM132 193H133V191H132ZM131 193V194H132ZM191 193H193V192H191ZM261 193V195H263L262 194V192H260ZM259 193V194H260ZM127 194V193H126ZM129 194V193H128ZM128 194L127 195H123L122 197H123V202L124 203H126V202H128V199H129V197H131V196H129L128 197ZM136 195H137V192L135 193ZM245 194H247V193H245ZM134 195V194H133ZM243 195V194H242ZM241 195V196H242ZM253 195V194H252ZM256 195H258V193L257 194H255V196ZM204 196V195H203ZM250 196V195H249ZM249 196H248V198H249ZM255 196H251V197H255ZM139 197H140V195H139ZM207 197V196H206ZM135 198V197H134ZM142 198V197H141ZM168 198V197H167ZM173 198V197H172ZM190 198H192V197H190ZM209 198V197H208ZM243 198V197H242ZM246 198H247V195H246ZM255 198H257V196L255 197ZM138 199V198H137ZM181 199V198H180ZM259 199H260V197H259ZM139 200V199H138ZM251 200H255V199H252L251 198ZM152 201V200H151ZM167 202H169L170 200H166ZM178 201V200H177ZM187 201V200H186ZM193 201H195V200H193ZM202 201V200H201ZM260 202L261 203V201L260 200H256V202ZM159 202V201H158ZM172 202V201H171ZM197 201H195V203H196ZM203 202V201H202ZM206 202V201H205ZM242 201H240V203H241ZM246 202H248V201H246ZM251 202V201H250ZM252 202H254V201H252ZM251 202V204H253ZM150 203V202H149ZM160 203V202H159ZM158 203V204H159ZM162 203V202H161ZM208 203V202H207ZM233 203V202H232ZM235 203V202H234ZM239 202H237V204H238ZM240 203H239V206H240ZM255 203V202H254ZM181 204V203H180ZM190 204V203H189ZM199 204V203H198ZM242 204H243V202H242ZM168 205H170V204H168ZM167 205V203L165 202L164 203V205L162 206L163 208L164 207H167L168 206ZM178 205V204H177ZM183 205V204H182ZM195 205H197V203L195 204ZM234 205V204H233ZM233 205H232V208H234V209H237L238 207H233ZM255 205H256V203H255ZM255 205H253V206H255ZM93 206V205H92ZM95 206V205H94ZM135 206V205H134ZM190 206V205H189ZM192 206V205H191ZM205 206H207V205H205ZM237 206V205H236ZM247 205H245V207H246ZM258 207H259V204L257 205ZM139 207V206H138ZM199 207V206H198ZM231 207V206H230ZM241 207V206H240ZM243 207V206H242ZM141 208V207H140ZM148 212H151V210L153 209L152 208V206H148ZM168 208V210H169V207H167ZM186 208V207H185ZM255 208V207H254ZM178 209V208H177ZM182 209L184 210V208L182 207ZM190 209V208H189ZM188 209V210H189ZM202 209H203V206H202ZM220 209V208H219ZM243 209H245V208H243ZM242 209V210H243ZM249 209V208H248ZM251 209H252V206H251ZM255 209H257V208H255ZM87 210V209H86ZM94 210V209H93ZM160 210H163L162 208L160 209ZM159 210V211H160ZM167 210V211H168ZM192 210V209H191ZM201 210V209H200ZM215 210V209H214ZM238 210V209H237ZM78 211V210H77ZM103 211V210H102ZM130 211V210H129ZM157 211V210H156ZM165 211V210H164ZM176 211V210H175ZM208 211V210H207ZM234 211V210H233ZM241 211V210H240ZM238 212V215L239 214H241V212ZM246 211V210H245ZM249 211V210H248ZM247 211V212H248ZM68 212V211H67ZM144 212V211H143ZM162 213H164L163 211H161ZM172 212H174L173 210H172ZM185 212V211H184ZM193 212V211H192ZM236 212V211H235ZM244 212V211H243ZM118 213V212H117ZM120 213V212H119ZM133 213V212H132ZM147 213V212H146ZM155 213V212H154ZM175 214H174V217H175V219H177V218H179V217H182L183 219H184V221H180V225L183 227V225H185V222H188V221H186L185 220V218H184V216H180V213L178 212V211H176V212H174ZM234 213V212H233ZM78 214V213H77ZM122 214V213H121ZM128 214V213H127ZM131 214V213H130ZM130 214H128V215H130ZM172 214V213H171ZM186 214H188V216H190L192 219V221L194 222V221H196V212H194L193 213V215H189L190 214V210L189 211H186ZM199 214V213H198ZM246 214V213H245ZM248 214V213H247ZM249 214H250V211H249ZM257 214V213H256ZM259 214V213H258ZM30 215V214H29ZM118 215V214H117ZM147 215V214H146ZM148 215H150V214H148ZM156 215V217H157V214H155ZM173 215V214H172ZM184 215V214H183ZM260 215V214H259ZM65 216V215H64ZM77 216V215H76ZM134 216H135V213H134ZM142 216V215H141ZM153 216V215H152ZM187 215H185V217H186V219H187V217H188ZM199 216V215H198ZM218 216V215H217ZM234 216H237V214L236 215H234ZM244 216V215H243ZM263 216V215H262ZM262 216H257L258 218H260V217H262ZM122 217V216H121ZM126 217V216H125ZM128 217V216H127ZM131 217V216H130ZM133 217V216H132ZM136 217V216H135ZM154 217L155 216H153V217H151V216H149V217H147V219H145V223H143L144 225H142V226H145L144 227V229H142V230H146L147 229V233H148V231L150 232V234L151 235H154V234H157L158 232H160L161 230V228H163V226L159 229H157V228H153L152 227V225H151V223L152 224H154V226L157 224L158 226L160 225V223L159 222H157V220H156V217H155V219H154ZM159 217V216H158ZM160 217H161V215H160ZM173 217V218H174ZM200 217H202L201 215H200ZM199 217V218H200ZM213 217V216H212ZM219 217V216H218ZM239 217H240V215H239ZM254 217H256L255 215H254ZM109 218H111V217H109ZM113 218V217H112ZM139 218V217H138ZM145 218H146V216H145ZM163 218V217H162ZM171 218V217H170ZM210 218V217H209ZM208 218V219H209ZM237 218V217H236ZM241 218H244V217H241ZM257 218V219H258ZM130 219V218H129ZM137 219V218H136ZM142 219V218H141ZM164 219H166L165 217L163 218V220ZM220 219V218H219ZM120 220V219H119ZM161 220V219H160ZM160 220H158V221H160ZM167 220V219H166ZM166 220H164V221H166ZM168 220H169V218H168ZM168 220L166 221V223L168 222ZM182 220V219H181ZM190 220V219H189ZM108 221V220H107ZM127 221V220H126ZM132 221V220H131ZM138 221H140V219L138 220ZM163 221V222H164ZM198 221V220H197ZM264 221V220H263ZM95 222V221H94ZM103 222H105V221H103ZM110 222V221H109ZM128 222V221H127ZM172 222V221H171ZM174 222V221H173ZM172 222V223H173ZM202 222V221H201ZM111 223V222H110ZM129 223V222H128ZM159 223V224H158ZM165 223V224H166ZM229 223V222H228ZM257 223H258V221H257ZM264 223V222H263ZM63 224H64V222H63ZM118 224H119V222H118ZM164 224V223H163ZM174 225H179V224H177V223H173ZM172 224V225H173ZM190 224V223H189ZM205 224V223H204ZM231 224V223H230ZM61 225V224H60ZM128 225V224H127ZM167 225V224H166ZM168 225H171L170 224V222H169V224ZM174 225H173V227H174ZM264 225V224H263ZM121 226V225H120ZM134 226H136V225H134ZM141 226V227H142ZM192 226V225H191ZM231 226V225H230ZM252 226H254V225H252ZM251 226V227H252ZM108 227H110V226H108ZM126 227V226H125ZM129 227V226H128ZM138 227V226H137ZM165 227V226H164ZM167 227H171V226H167ZM243 227V226H242ZM242 227H239L240 229L242 228ZM250 227V226H249ZM259 227V226H258ZM262 227V226H261ZM86 228V227H85ZM123 228V227H122ZM132 228V227H131ZM253 228V227H252ZM251 228V229H252ZM62 229V228H61ZM68 229V228H67ZM113 229H115L116 230V228H113ZM124 229V228H123ZM123 229H121V230H123ZM169 229V228H168ZM171 229V228H170ZM226 229V228H225ZM243 229H245L244 227H243ZM87 230V229H86ZM85 230V231H86ZM109 230V229H108ZM118 230V229H117ZM173 230V229H172ZM239 230V229H238ZM242 230V229H241ZM240 230V232H242V231H245L246 230V233H247V228L245 229V230H242L241 231ZM255 230V229H254ZM261 230H263V229H261ZM260 230V231H261ZM69 231V230H68ZM97 231V230H96ZM104 231H106L105 230V228H104ZM215 231V230H214ZM235 231V230H234ZM249 231H250V229H249ZM256 231H257V228H256ZM65 232V231H64ZM110 232V231H109ZM113 232V231H112ZM118 232V231H117ZM125 232H126V230H125ZM166 232V231H165ZM186 232V231H185ZM194 232V231H193ZM197 232V231H196ZM211 232V231H210ZM224 232V231H223ZM229 232V231H228ZM251 232V231H250ZM250 232H249V234H250ZM254 232V231H253ZM253 232H251V233H253ZM259 232V231H258ZM82 233V232H81ZM80 233V234H81ZM83 233H84V231H83ZM99 233V232H98ZM115 233V232H114ZM119 233V232H118ZM146 233V232H145ZM227 233V232H226ZM245 233V232H244ZM261 233H262V231H261ZM260 233V234H261ZM264 233V232H263ZM78 234V233H77ZM86 233H84V234H82V236H83V238L85 239V242H89L90 240H94L95 238H92V237H90L89 235H85ZM100 234H102V233H100ZM103 234H105V232L103 233ZM144 234V233H143ZM175 234V233H174ZM203 234V233H202ZM238 233H236V235H237ZM241 234V233H240ZM248 234V236H250ZM258 234V233H257ZM96 235V233H94V236L93 237H96L95 236ZM106 235V234H105ZM127 235V234H126ZM148 235V234H147ZM195 235V234H194ZM242 235V234H241ZM63 236H64V234H63ZM144 236V235H143ZM161 236V235H160ZM224 236V235H223ZM232 236L234 237V235L232 234ZM231 236V237H232ZM248 236H247V239H248ZM69 237V236H68ZM67 237V238H68ZM99 237V236H98ZM97 237V238H98ZM133 237V236H132ZM131 237V238H132ZM149 237V236H148ZM162 237L163 238H165V239H167L168 237H167V235H166V233H165V235L163 234L162 235ZM162 237H160L161 239L160 240H163V238ZM167 237V238H166ZM228 237V236H227ZM236 237V240H237V237H238V235L237 236H235ZM252 237V236H251ZM251 237H249V240H250V238ZM262 237V236H261ZM128 238V237H127ZM214 238V237H213ZM216 238V237H215ZM244 237H242V240H244L243 239ZM260 237H259V235H258V239H259ZM101 239H102V237H101ZM105 239V238H104ZM103 239V240H104ZM119 239V238H118ZM121 239V238H120ZM142 239V238H141ZM148 239V238H147ZM151 239V238H150ZM164 239V240H165ZM191 239V238H190ZM204 239V238H203ZM224 238H222V239H220V240H223ZM228 239V238H227ZM246 238H245V243L247 242H249L250 243V241H246L247 240ZM252 239V238H251ZM72 240V239H71ZM75 240V239H74ZM77 240V239H76ZM107 240V239H106ZM158 240V239H157ZM210 240V239H209ZM240 240H241V238H240ZM261 240H262V238H261ZM70 241V240H69ZM119 241V240H118ZM117 241V242H118ZM127 241V240H126ZM135 241V240H134ZM142 241V240H141ZM171 241V240H170ZM212 241H214L213 239L211 240V242ZM216 241H218V242H220L219 241V239L218 240H216ZM229 241V240H228ZM234 241H235V239H234ZM259 241V240H258ZM94 242V241H93ZM92 242V243H93ZM95 242H97L98 243V241H97V239H96V241ZM95 242H94V245H95ZM99 242H101V240L99 241ZM103 242H105V241H103ZM123 242V241H122ZM133 242V241H132ZM140 242V241H139ZM168 242V241H167ZM184 242V241H183ZM189 242V241H188ZM206 242V241H205ZM222 242H224V241H222ZM221 242V243H222ZM231 242H232V240H231ZM260 242V241H259ZM86 243V244H87ZM106 243V242H105ZM110 244L112 243V242H109ZM128 243H129V241H128ZM141 243V242H140ZM162 243H164V241L162 242ZM175 243H177V242H175ZM174 243V244H175ZM209 243V242H208ZM225 243V242H224ZM224 243H222V244H224ZM237 243H238V241H237ZM237 243L235 242V244H234V246H236L237 245ZM242 243H244V242H242ZM252 244H253V247H254V244L255 243H253V242H251ZM72 244V243H71ZM89 244V243H88ZM90 244H91V242H90ZM99 244H101V243H99ZM109 244V245H110ZM165 244H167V243H165ZM216 244V243H215ZM241 244V243H240ZM73 246H74V244H72ZM81 245V244H80ZM101 245H103V244H101ZM120 245V244H119ZM124 245V244H123ZM137 245V244H136ZM140 245V244H139ZM142 245V244H141ZM163 245V244H162ZM176 245V244H175ZM195 245V244H194ZM244 245V244H243ZM147 246V245H146ZM150 246V245H149ZM168 246V245H167ZM208 246V245H207ZM216 246H218V245H216ZM229 246H233L232 245V243H230L229 244ZM257 247H258V245H256ZM100 246H98V248H99ZM111 247V246H110ZM170 247V246H169ZM180 247V246H179ZM195 247V246H194ZM200 247V246H199ZM199 247H197L196 246V248H199ZM202 247V246H201ZM205 247L206 246H204L203 248L205 249ZM210 247V246H209ZM29 248V247H28ZM38 248V247H37ZM42 248V247H41ZM40 248V249H41ZM71 248V247H70ZM77 248V247H76ZM106 248V247H105ZM107 248L109 249V247H108V245H107ZM113 248V247H112ZM112 248H111V250H112ZM139 248V247H138ZM148 248V247H147ZM207 248V247H206ZM213 248V247H212ZM211 248V249H212ZM215 248H218V247H215ZM239 248H241L240 246H239ZM261 248V247H260ZM33 249V248H32ZM32 249L31 250H29L28 249V251H32ZM62 249V248H61ZM64 249V248H63ZM115 249V248H114ZM114 249H113V251H114ZM121 249H123V248H121ZM126 249V248H125ZM141 249V248H140ZM142 249H144L143 248V246H142ZM150 249V248H149ZM148 249V250H149ZM153 249V248H152ZM179 249V248H178ZM186 249V248H185ZM208 249V248H207ZM221 249V248H220ZM220 249H218V251H221V252H223V254H224V251H222L223 250V248L220 250ZM226 249V248H225ZM224 249V250H225ZM258 249V248H257ZM42 250V249H41ZM41 250H38L39 252H41ZM66 250V249H65ZM80 250V249H79ZM99 250H101V249H99ZM98 250V251H99ZM106 250V249H105ZM110 250V249H109ZM145 250H147V249H145ZM179 250H181V249H179ZM190 250V249H189ZM192 250V249H191ZM195 250H198V249H195ZM214 250H216V249H214ZM213 249H212V251H214ZM228 250H229V248H228ZM228 250H227V252H228ZM234 249H233V247H232V251H233ZM242 250H244V247L242 248ZM249 250V249H248ZM247 250V251H248ZM116 251V250H115ZM205 251V250H204ZM203 251V249H201L200 248V250L198 251V253H200V252H204ZM208 250H206V252H207ZM211 251V250H210ZM211 251V252H212ZM217 251V252H218ZM30 252H28V254H26V256L27 257H30L31 255H29V253ZM33 252H35V250L33 251ZM43 252V251H42ZM74 252V251H73ZM76 252H77V250H76ZM104 252V251H103ZM190 252V251H189ZM215 252V251H214ZM213 252V253H214ZM231 252V251H230ZM244 252V251H243ZM243 252L241 253V255L243 254ZM32 253V252H31ZM75 253V252H74ZM113 253V252H112ZM126 253V252H125ZM128 253V252H127ZM141 253V252H140ZM146 254H148L147 252H145ZM159 253V252H158ZM169 253V252H168ZM172 253V252H171ZM198 253H197V255H198ZM212 253V254H213ZM220 253V252H219ZM219 253H216V254H219ZM233 253H235V251H233L232 252V254ZM238 253V252H237ZM247 253V252H246ZM245 253V254H246ZM248 253H249V251H248ZM62 254V253H61ZM86 254V253H85ZM107 254H110L109 252L107 253ZM124 254V253H123ZM173 254H174V252H173ZM182 254H184V253H182ZM186 254H188V252L186 253ZM220 254H222V253H220ZM220 254H219V257H220ZM225 254H227V253H225ZM229 254V253H228ZM227 254V255H228ZM244 254V255H245ZM262 254V253H261ZM74 255V254H73ZM110 255H113V254H110ZM110 255H108V256H110ZM132 255V254H131ZM151 255H153V254H151ZM169 255V254H168ZM193 255H196V254H193ZM226 255V256H227ZM234 255V254H233ZM70 256V255H69ZM77 256H79V255H77ZM81 256H84V255H81ZM98 256V255H97ZM107 256V255H106ZM105 256V257H106ZM122 256V255H121ZM121 256H119V257H121ZM127 256V255H126ZM125 256V257H126ZM190 256H192V255H190L189 254V257L188 258H190ZM205 256H206V258L207 257H209V254H208V256H207V254H205L204 255V257L203 258H205ZM229 256V255H228ZM227 256V257H228ZM247 256H249V255H247ZM74 257V256H73ZM75 257H76V255H75ZM118 257V256H117ZM200 258H201V256H199ZM222 258L221 259H226V257L224 258L223 256H221ZM34 258V257H33ZM40 258V257H39ZM77 258V257H76ZM103 258V257H102ZM101 258V259H102ZM111 259H112V256L110 257ZM110 258H108V259H110ZM122 258V257H121ZM123 258H124V256H123ZM133 258V257H132ZM142 258H143V256H142ZM183 258H185V256L183 255V257H182V259H181V262L179 261V263H184V259ZM194 258V257H193ZM192 258V259H193ZM202 258V259H203ZM243 258H246V256H243ZM249 258H251L250 256H249ZM81 259V258H80ZM106 259V258H105ZM108 259H106V263L105 264H109V262H108ZM141 259V258H140ZM194 259H196V258H194ZM198 259V258H197ZM196 259V260H197ZM212 259V258H211ZM211 259H209V260H211ZM216 259H218V262L220 263V264H230V263H232V262H230V263H227V262H220L219 261V258H216ZM27 260V259H26ZM25 260V261H26ZM86 260V259H85ZM96 260V259H95ZM134 260V259H133ZM153 260V259H152ZM151 260V261H152ZM182 260H184V261H182ZM213 260H214V258H213ZM250 260V259H249ZM248 260V261H249ZM29 261H31L30 259L28 260V262ZM79 261V260H78ZM150 261V262H151ZM199 262H197V263H202V262H200L201 260L199 259L198 260ZM203 261V260H202ZM27 262V261H26ZM43 262V261H42ZM72 262V261H71ZM89 262H90V260H89ZM101 262V261H100ZM113 262V261H112ZM125 262V261H124ZM123 262V263H124ZM188 262V261H187ZM207 262H208V259H207ZM211 262H214V261H210V264H211ZM218 262H214L213 264H218ZM263 263H264V260L262 261ZM83 263V262H82ZM98 263V262H97ZM96 263V264H97ZM121 263H122V261H121ZM149 263V262H148ZM160 263V262H159ZM178 263V264H179ZM236 263V262H235ZM26 264V263H25ZM30 264H32L31 262H30ZM41 264V263H40ZM43 264V263H42ZM77 264V263H76ZM80 264V263H79ZM87 264H89L88 262H87ZM111 264V263H110ZM117 264V263H116ZM149 264H151V263H149ZM154 264H155V262H154ZM157 264V263H156ZM165 264H167V263H165ZM172 264V263H171ZM192 264H193V261H192ZM195 264V263H194ZM202 264H207V263H202ZM232 264H234V263H232Z\"/></svg>",
    "mask_w": 264,
    "mask_h": 264
}]
</instances>
